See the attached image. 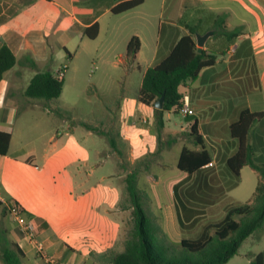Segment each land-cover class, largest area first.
I'll return each mask as SVG.
<instances>
[{
  "label": "crops",
  "instance_id": "obj_1",
  "mask_svg": "<svg viewBox=\"0 0 264 264\" xmlns=\"http://www.w3.org/2000/svg\"><path fill=\"white\" fill-rule=\"evenodd\" d=\"M126 1L131 0H0V49L6 44L17 59L16 65L0 81V131L12 136L9 154L0 155V229H6L24 251L23 264L43 263L36 256L34 244L9 215L8 205L12 202L23 207L25 217L37 227L38 240L62 264H99L90 253L111 248L120 239L119 215L126 213L128 218L130 215V210L121 207L123 194L117 175L101 172L107 162L102 161L100 165L93 162L90 151L76 138L77 125L69 124L58 110L60 107L54 109L60 121L53 123L43 141L27 142V129L16 128L21 113L43 105L49 114L53 113L50 104L27 97L26 90L35 75L45 71L57 76L64 70L66 81L68 67L58 61L66 58L73 61L87 53L90 46L86 41L98 43L95 48H89L93 58L114 55L116 59L111 62L114 68L123 65L126 73L141 74L142 81L136 91V101L140 103L137 93L148 69L169 56L181 35L188 32V25L206 20L201 27L205 32L202 35L208 32L212 35L203 50L219 54L214 66L203 69L196 80L181 87L195 116L177 115L183 132H190L192 122L198 121L214 165L216 154L212 139L219 138L224 129L230 133V125L244 109L264 112V0H142L141 5L130 11L113 13L116 6ZM199 12L206 15L203 17ZM222 14L227 15L228 30H242L233 43L217 30H209ZM129 15L136 17L127 18ZM94 24L99 25V34L90 39L84 30ZM204 25L209 28L205 29ZM134 37L139 38L141 46L131 60L127 57V47ZM51 42H55L59 51H53ZM77 44L78 49H73ZM137 107L136 102L130 105L125 101L124 108L132 116ZM141 111V116L132 124L127 123L120 111V135L129 145L131 163L142 160L158 146L153 134L154 108L144 105ZM164 121L163 135L168 137L167 144L174 145L179 140L171 128L175 125L172 113H166ZM139 123L142 128L137 129ZM88 133L98 136L92 129ZM231 141L235 145L228 157L237 149L236 142ZM184 147L200 149L195 145ZM209 169L207 165L192 175L187 173L189 178L174 187V204L163 207L160 212L164 217L163 230L176 243L183 239L179 214L186 227L205 215L203 206L212 204L218 194L220 185L207 177ZM197 175L203 176H200L202 181L190 183ZM228 192L225 193L226 213L237 206ZM143 193L148 197L147 192ZM167 210L174 222L168 223ZM169 227H173L177 239Z\"/></svg>",
  "mask_w": 264,
  "mask_h": 264
},
{
  "label": "trees",
  "instance_id": "obj_2",
  "mask_svg": "<svg viewBox=\"0 0 264 264\" xmlns=\"http://www.w3.org/2000/svg\"><path fill=\"white\" fill-rule=\"evenodd\" d=\"M141 3L142 0L123 2L113 9V13L130 11ZM226 18V14L217 16L209 30H217L218 34H223L233 43L242 30H228ZM205 21L201 19L198 24L187 26L188 32L181 35L169 56L148 69L137 93L140 103L154 108L159 142L165 126V113L179 114L183 104L185 96L181 87L188 81L196 80L203 69L216 63L218 52H199L197 46L196 34L205 33L201 30ZM98 34V24L84 30V35L90 39H95ZM140 46L139 38H132L127 47V57L135 59ZM16 63V56L4 44L0 49V81ZM64 85V79L59 80L51 71H45L35 75L25 94L29 98L50 102L60 98ZM163 95L164 107L156 109L154 105ZM86 127L93 129L91 125ZM229 130L231 139L237 143V149L225 162L228 174L238 180L242 169L250 167L258 175V185L248 203L230 208L222 220L206 226L198 237L183 238L176 243L165 233L155 215L146 212L143 199L147 195L138 188L140 170L136 165L126 176V196L121 200V207L131 211L134 221L132 230L124 240L119 239L111 248L103 252H91L93 260L99 264H227L236 256L242 243L264 228V112L244 109ZM189 136L200 149L184 147L178 160V169L192 175L211 163L213 155L205 145L197 120L192 122ZM11 138L10 133L0 131V155L9 154ZM110 142L121 154L116 140L111 138ZM148 167L145 171H149ZM181 205L185 208V204ZM179 221L184 228L180 214ZM25 258L24 251L10 238L9 232L0 229L1 264H23ZM252 264H264V253L259 254Z\"/></svg>",
  "mask_w": 264,
  "mask_h": 264
},
{
  "label": "rangeland",
  "instance_id": "obj_3",
  "mask_svg": "<svg viewBox=\"0 0 264 264\" xmlns=\"http://www.w3.org/2000/svg\"><path fill=\"white\" fill-rule=\"evenodd\" d=\"M203 12H199V14L204 17L206 14ZM189 13L193 14L192 11H189ZM135 17L136 15H129L127 18L133 19ZM204 28L208 29L209 27L204 25ZM86 42L90 46L87 47V53H82L73 61L68 58L58 61L66 64L68 70L62 95L59 99L47 102L53 107V113L49 114L47 109H44V105L43 108L42 106L41 108L36 107L30 112L21 113L16 128L17 130L20 128L27 129L28 136L25 139L27 142L36 139L43 141L45 140V133L51 129L53 123L60 121V117L58 118V115H56V110L54 111L56 106L60 107L58 110L62 112L63 117L69 121V124L72 126L77 125L76 138L79 139L81 146L90 151L93 162L98 165L102 161L107 162L101 172L108 175L111 173L117 175V183L122 188L123 198L126 196V176L134 166H138L140 170L138 188L148 194V197L143 199L145 210L148 214L153 212L157 215L155 216L156 221L159 224H163L164 217L160 215L161 210L163 207L169 208V205L174 204V187L179 182L189 178L186 172L178 169L177 163L182 148L186 145L193 147V140L189 136V132L182 131L179 116L172 113L175 125L171 128L177 133L175 137L179 142L174 145L167 144L168 137L164 136L163 132L159 142L158 132L155 129L153 134L158 141L156 150L146 155L142 160L131 163L129 161V145L125 141L124 136L120 135L119 117L121 116L120 111H122L123 118L126 119L128 124H132V121L138 119L139 115L141 116L143 113L141 110L144 105H140L136 101V91L142 81L141 74L133 71L126 73L123 65L119 68H114L111 64L116 59L114 55L107 58H93L89 54V48H95L98 43H94L91 40ZM51 45L53 51H59L55 42H51ZM73 47V49H78V44ZM126 100H128L130 105L136 102L138 106V109L134 110L133 116L131 113L126 112V108H124ZM194 116H191V118ZM86 125H91L92 130L98 136H89L88 131L90 129ZM140 128H142V125L139 123L137 129ZM223 131L219 138L216 139L214 137L215 139H212L214 141L212 144L216 147L213 146L216 161L214 167H210L211 169H209L210 171L207 175L209 179L217 180L218 185H220L218 194L213 198L212 204L203 206L205 209L204 216L199 217L195 222L183 228L182 232H180L183 238H196L206 226L224 218L227 209L225 206L228 203V200L225 199L227 191H229V197L236 200L235 205L237 206L248 203L254 196L258 185V175L255 171L250 167H245L238 180L232 179L227 172L225 161L230 149L235 144L233 145V141H231L230 133L226 129ZM165 132L166 135L170 133L169 129H166ZM19 138L20 136L16 138V141ZM111 138L116 140L117 148L121 154L111 146ZM172 139L170 137V140ZM146 167L149 168V171H145ZM200 176L197 175L192 178L190 183L202 181L201 177L203 176ZM194 186H197L196 183ZM169 216L170 212L167 210L166 219L168 223L169 221L174 222V217L171 220ZM131 217V213L129 218L126 213L119 215L122 223L119 234L120 241L124 240L132 230L134 221ZM172 228L169 227L170 233L177 239V235L172 231ZM261 253H264V228L257 230L247 238L242 243L238 254L227 264H252L251 261H254Z\"/></svg>",
  "mask_w": 264,
  "mask_h": 264
},
{
  "label": "built area",
  "instance_id": "obj_4",
  "mask_svg": "<svg viewBox=\"0 0 264 264\" xmlns=\"http://www.w3.org/2000/svg\"><path fill=\"white\" fill-rule=\"evenodd\" d=\"M59 80H63L65 77L64 70H60L56 76ZM179 114L183 117H189L195 115V111L191 108L190 101L187 97L184 98L183 104L179 110ZM209 167L214 166L211 162L208 164ZM8 212L14 222L18 225L21 231L29 238V240L34 244L36 250L37 258L43 264H62L61 261L53 256H50L45 248L42 241L38 240V231L34 222L28 220L25 217L23 207L16 202H12L8 205Z\"/></svg>",
  "mask_w": 264,
  "mask_h": 264
},
{
  "label": "water",
  "instance_id": "obj_5",
  "mask_svg": "<svg viewBox=\"0 0 264 264\" xmlns=\"http://www.w3.org/2000/svg\"><path fill=\"white\" fill-rule=\"evenodd\" d=\"M211 35H212V32H208V33H206V34H204V35H202V34H200V33H197V34H196V38H197V46H198V48H199V52H202V50H203V46L205 45L206 40H207ZM164 101H165V95H163V96L161 97V99L158 100V101L155 103L154 107H155L156 109H163V107H164Z\"/></svg>",
  "mask_w": 264,
  "mask_h": 264
}]
</instances>
